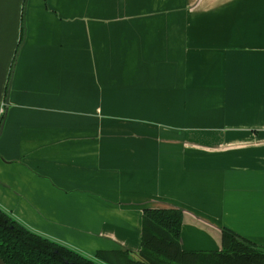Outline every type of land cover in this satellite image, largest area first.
<instances>
[{"label": "crops", "instance_id": "0c3cea01", "mask_svg": "<svg viewBox=\"0 0 264 264\" xmlns=\"http://www.w3.org/2000/svg\"><path fill=\"white\" fill-rule=\"evenodd\" d=\"M3 113L0 207L36 233L137 260L177 207L184 250L264 247V0H0Z\"/></svg>", "mask_w": 264, "mask_h": 264}, {"label": "trees", "instance_id": "16d2710c", "mask_svg": "<svg viewBox=\"0 0 264 264\" xmlns=\"http://www.w3.org/2000/svg\"><path fill=\"white\" fill-rule=\"evenodd\" d=\"M182 218L177 207H146L139 259L127 250H99L91 258L27 228L0 207V258L6 264H264V247L228 228L221 230L220 249L184 250Z\"/></svg>", "mask_w": 264, "mask_h": 264}, {"label": "water", "instance_id": "95a60500", "mask_svg": "<svg viewBox=\"0 0 264 264\" xmlns=\"http://www.w3.org/2000/svg\"><path fill=\"white\" fill-rule=\"evenodd\" d=\"M6 101H7V98H6ZM4 119H5V114H4V117H3L2 122H1V125H0V132H1L2 127H3ZM0 264H6V263L0 258Z\"/></svg>", "mask_w": 264, "mask_h": 264}]
</instances>
